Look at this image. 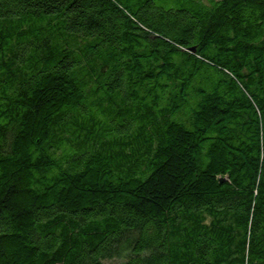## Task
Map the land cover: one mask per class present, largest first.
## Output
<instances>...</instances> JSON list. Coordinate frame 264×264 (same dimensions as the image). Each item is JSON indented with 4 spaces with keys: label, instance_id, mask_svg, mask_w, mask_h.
<instances>
[{
    "label": "trees",
    "instance_id": "trees-1",
    "mask_svg": "<svg viewBox=\"0 0 264 264\" xmlns=\"http://www.w3.org/2000/svg\"><path fill=\"white\" fill-rule=\"evenodd\" d=\"M115 258L264 264V0H0V264Z\"/></svg>",
    "mask_w": 264,
    "mask_h": 264
},
{
    "label": "rangeland",
    "instance_id": "rangeland-1",
    "mask_svg": "<svg viewBox=\"0 0 264 264\" xmlns=\"http://www.w3.org/2000/svg\"><path fill=\"white\" fill-rule=\"evenodd\" d=\"M160 3H162L166 6L170 5L168 2L160 1ZM106 262H107V264H113V263H117L118 259H116V258L115 259H107Z\"/></svg>",
    "mask_w": 264,
    "mask_h": 264
}]
</instances>
